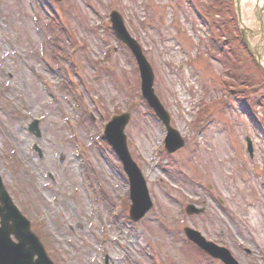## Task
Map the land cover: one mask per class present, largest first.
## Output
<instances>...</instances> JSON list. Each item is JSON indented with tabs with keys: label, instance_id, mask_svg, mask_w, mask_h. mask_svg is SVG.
Masks as SVG:
<instances>
[{
	"label": "rangeland",
	"instance_id": "1",
	"mask_svg": "<svg viewBox=\"0 0 264 264\" xmlns=\"http://www.w3.org/2000/svg\"><path fill=\"white\" fill-rule=\"evenodd\" d=\"M225 1L228 10L210 16L216 28L200 17L215 0H0V173L56 264H221L187 242V227L240 264H264V78L233 39L237 16ZM242 5L250 25L255 4ZM113 10L141 45L155 93L186 140L174 154L142 98L135 59L112 33ZM53 12L65 30L59 36L47 26ZM216 34L221 44L230 39L231 55L214 53ZM222 78L240 88L239 99L227 96ZM125 112L129 152L153 201L139 222L128 217L119 158L99 143L103 121ZM34 119L39 138L28 129ZM187 204L204 212L188 215Z\"/></svg>",
	"mask_w": 264,
	"mask_h": 264
},
{
	"label": "water",
	"instance_id": "2",
	"mask_svg": "<svg viewBox=\"0 0 264 264\" xmlns=\"http://www.w3.org/2000/svg\"><path fill=\"white\" fill-rule=\"evenodd\" d=\"M237 9L240 10V0H236ZM264 15V8L257 5L255 16L260 19ZM239 22L241 23L240 12H238ZM113 29L117 37L127 44L133 51L142 76V90L145 99L148 101L150 107L155 111L156 115L164 123L168 135L166 138V147L169 153H173L184 146V141L180 134L170 127V118L164 107L156 97L153 90L154 74L149 63L146 61L142 50L138 43L127 32L122 17L113 12L111 14ZM245 45L255 58L261 70L264 72V66L261 64L262 54H264V45L252 44L248 36L241 30ZM130 116L128 114L115 118L106 130V137L112 144L114 150L122 160L125 170L127 171L131 183V198L133 205L130 216L134 221L140 220L152 208L153 203L148 194L146 183L142 174L136 164L132 161L126 145V137L123 133L125 126L129 122ZM33 131H38V122L30 126ZM250 146V151H251ZM0 264H51L46 256V253L38 242L37 238L30 232L28 222L21 217L20 213L12 205L7 192L0 178ZM188 214H198L203 210H197L194 206L187 207ZM10 222H12L10 224ZM185 233L190 240L196 243L201 249L215 258H219L225 264H239L225 248H220L201 236L200 233L186 228ZM11 235H14L20 240L15 244ZM35 255L38 258L35 260Z\"/></svg>",
	"mask_w": 264,
	"mask_h": 264
},
{
	"label": "bare ground",
	"instance_id": "3",
	"mask_svg": "<svg viewBox=\"0 0 264 264\" xmlns=\"http://www.w3.org/2000/svg\"><path fill=\"white\" fill-rule=\"evenodd\" d=\"M254 0H251V2H253Z\"/></svg>",
	"mask_w": 264,
	"mask_h": 264
}]
</instances>
